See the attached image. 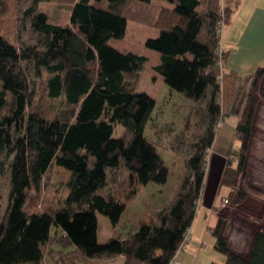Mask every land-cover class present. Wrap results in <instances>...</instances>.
<instances>
[{
  "label": "trees",
  "instance_id": "trees-1",
  "mask_svg": "<svg viewBox=\"0 0 264 264\" xmlns=\"http://www.w3.org/2000/svg\"><path fill=\"white\" fill-rule=\"evenodd\" d=\"M52 1L28 0L20 7L21 26L32 34L29 41L16 45L0 33V176L9 178L0 264H43L47 256H55L54 264L118 256L125 264H168L196 217L207 151L230 114L240 79L226 69L229 51L218 49V24L231 20L230 2L225 0L223 9L221 0H166L170 5L71 0L68 23L62 24L44 9ZM130 21L158 29L144 42L160 53L153 68L172 91L191 100L181 130L170 141L179 144L171 146L176 155H185L184 173L168 198L131 231L100 243L97 212L117 229L142 186L167 183L171 171L159 144L145 134L155 119L156 99L134 85L148 56L109 43L126 36ZM263 78L260 66L236 123L237 161H226L220 180L229 188L225 197L238 206L249 197L245 167L255 112L264 100ZM38 81L47 98L63 101L59 113L35 109ZM115 124L124 127L123 135L115 136ZM54 164L71 173L63 202L30 205L31 192L41 190ZM122 172L125 183L117 178ZM229 222L219 212L209 226L214 249L225 255L223 264H264V224L244 256L228 246Z\"/></svg>",
  "mask_w": 264,
  "mask_h": 264
},
{
  "label": "rangeland",
  "instance_id": "rangeland-1",
  "mask_svg": "<svg viewBox=\"0 0 264 264\" xmlns=\"http://www.w3.org/2000/svg\"><path fill=\"white\" fill-rule=\"evenodd\" d=\"M27 1L28 0H1L3 6L2 8L0 7V33L5 35L16 45H20L23 41H29L32 39L31 32L25 31V29L22 28L20 20V7H22ZM159 1L165 5H170L166 0ZM221 1L224 9L223 4H225V0ZM70 3L71 0H55L45 3L44 9L48 12L52 21L65 24L68 23L69 19ZM157 34L158 29L152 27L150 24L142 25V23L138 21H130L126 36L124 38H111L109 43L119 50H132L148 56V61L136 76L137 79L136 82H134V85L138 91H145L156 99L155 119L151 122L150 126L146 127L145 134L146 136L153 138L155 142L159 144V151L163 155L167 165L170 166V175L165 184L150 182L147 185L142 186L141 190L131 202L121 226L117 229L113 227L107 215L97 212L98 241L100 243L106 242L111 237H118L131 231L132 227L137 225L140 218L147 213H150L162 204L164 199L168 198V194L171 193L175 187L178 177L180 178L184 173L183 158L185 155L180 153H178L180 155H176L173 148L179 147V144L170 141L173 140L175 135L181 130L185 115L189 113L191 100L177 91H172L165 82L163 76L154 70L153 66L160 61V53L157 50L145 46L144 42L145 38L154 37L157 36ZM242 81L243 79L241 78L238 80L236 101L234 103L232 102V113H237V111L239 113L240 109L243 108L241 100L244 99L243 97L247 96L250 87V84L246 85L244 83L242 85ZM240 85L241 88L238 92ZM35 97V109L44 112L45 114L55 115L61 111L62 107H64L63 101H53L47 98L42 81H38L37 83V93ZM257 109L259 114L254 132H252V139L245 167L246 174L244 177V186L248 189L249 196L251 195V200L259 199L261 202H264V197L262 199L259 198V195L261 194L260 188L262 189V187L258 188L264 183V100L258 104ZM241 114L242 113H240V115ZM238 119L237 116H233L232 114L226 116L224 120L220 122V127L222 124L221 130L219 133L217 132V143H223L229 146L234 142L229 149L230 153L229 156H227L226 161H228L231 155L238 157L237 150L240 145V140L236 134V123ZM114 126L115 136H121L125 133L122 125L115 124ZM182 134L189 138H193L194 135L190 131H183ZM175 144L177 145L175 146ZM173 145L175 147L172 148L171 146ZM212 156L213 150L210 148L207 151L206 156V170L210 166ZM70 176L71 173L69 170L60 165L54 164L45 176L41 190H32L33 192H31L29 197L30 205L36 207L42 203V207L44 205L51 207L59 206L68 192L66 184ZM117 178L118 180H122L123 183L126 181L123 172L120 173V175H117ZM8 187V174L0 176V221L7 206ZM224 198L227 197H223L222 199ZM247 200L242 204L243 206H239L241 207V214L248 217L255 224L260 225L264 223V220L260 218L257 213L255 214L256 216H253L250 213L251 211L246 208L245 203ZM221 203L219 207L221 209H229V214L227 215L229 216V219H231L230 216L234 213L235 209H237L238 205H235L232 199H229V202L225 204L224 207ZM205 212V208L199 207L193 222L194 233L201 238L200 243L204 241V243L207 244L206 247H208V249L202 248L201 246H204V244L200 245V249L202 250H200L196 257V263L223 264L225 255L213 248L214 237L207 227L211 220L213 221H211L212 224H214L216 214L212 212L210 214V212H208L207 218ZM243 212H246L247 214ZM186 255H189V253ZM54 259L55 256H47L43 264H54ZM75 264H125V258L124 256H118L114 260L77 261Z\"/></svg>",
  "mask_w": 264,
  "mask_h": 264
},
{
  "label": "crops",
  "instance_id": "crops-1",
  "mask_svg": "<svg viewBox=\"0 0 264 264\" xmlns=\"http://www.w3.org/2000/svg\"><path fill=\"white\" fill-rule=\"evenodd\" d=\"M158 2L162 3L161 1ZM229 2L232 7V17L226 25L223 36L224 48L229 51L226 60V69L234 72L241 79H243L242 85L244 83L249 85L255 69L260 66H264V0H229ZM262 86L264 87V78ZM240 88L241 85L238 92ZM236 96L237 95L235 93L232 101L233 103L236 101ZM243 98L244 99L241 101L244 106L246 97ZM233 103L231 104L229 115L232 114L233 116L235 115L237 118H240L242 115H240V113H242L241 109L243 111V108L240 109L239 113L237 111L238 114L232 113L231 108ZM258 114L259 111L257 109L253 122V132L256 126ZM221 127L218 130V133L221 130ZM218 133L216 134L214 143L211 147L213 150V156L210 160V166L206 170L204 188L200 198L201 204L199 206L206 209L205 215L207 218L208 212H210V214L211 212L216 214L214 224L217 221V214L219 212L226 215L229 214V209H221L219 207L221 199L225 197L226 193L229 191L227 186H222L220 184V180L227 156H229L230 153L229 149L234 143L232 142L229 146L223 143H217L216 138ZM230 158L233 159L234 163H236L237 157L231 155L229 159ZM260 187H262V189ZM258 188H260V195H263H259V198L262 199L264 197V183H262ZM250 197L251 195L247 198L248 200L245 203L246 208L251 211L250 213L253 216L257 213L258 216L264 220V202H261L259 199L251 200ZM239 206L230 216L231 219L229 227L226 230V235L228 237L229 248L245 256L249 252L252 239L258 231L259 225L255 224L248 217L241 214L242 211ZM243 213L247 214L246 212ZM210 216L213 217L212 215ZM211 221L207 225L208 229L209 226L214 225L212 224L213 221ZM191 229L192 239L188 244V249L186 251H181L178 254V259L182 262V264H197L196 257L198 256L200 250H202L200 249L201 244H204V246H201L202 248L208 249V247H206L207 244H205L204 241L200 243L201 238L194 233L193 224ZM187 253H189V255H186Z\"/></svg>",
  "mask_w": 264,
  "mask_h": 264
},
{
  "label": "built area",
  "instance_id": "built-area-1",
  "mask_svg": "<svg viewBox=\"0 0 264 264\" xmlns=\"http://www.w3.org/2000/svg\"><path fill=\"white\" fill-rule=\"evenodd\" d=\"M224 6V4H223ZM225 28H226V23L221 20L218 24V29H217V32H218V35L220 36L221 38V41H220V44H219V52L220 54L222 53V51L225 49L224 48V45H223V36H224V32H225ZM223 207L225 204H227L229 202L228 198H224L222 199L221 201ZM201 204V201L199 200L198 202V207L200 206ZM198 210V209H197ZM192 239V229L191 227H189L185 234H184V237L175 253V255L173 256V258L168 262V264H182V262L178 259V254L181 252V251H186L188 249V244L190 243Z\"/></svg>",
  "mask_w": 264,
  "mask_h": 264
}]
</instances>
